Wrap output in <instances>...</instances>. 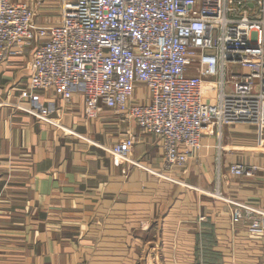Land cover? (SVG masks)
Wrapping results in <instances>:
<instances>
[{"label": "crops", "instance_id": "0c3cea01", "mask_svg": "<svg viewBox=\"0 0 264 264\" xmlns=\"http://www.w3.org/2000/svg\"><path fill=\"white\" fill-rule=\"evenodd\" d=\"M31 53L0 66V264H264V234L231 218L235 203L264 213L255 126H226L167 170L158 138L103 105L88 119L82 95L46 96L47 118L31 112L20 98ZM130 136L136 165L118 167L109 151ZM234 164L258 172L236 178Z\"/></svg>", "mask_w": 264, "mask_h": 264}, {"label": "built area", "instance_id": "2783aa9c", "mask_svg": "<svg viewBox=\"0 0 264 264\" xmlns=\"http://www.w3.org/2000/svg\"><path fill=\"white\" fill-rule=\"evenodd\" d=\"M30 51L20 98L31 112L47 118L46 96L69 105L82 95L88 119L103 105L158 138L167 170L184 169L202 139L226 126L251 124L263 142L264 0H63L53 26L0 0V66ZM135 146L133 136L114 145V164L136 165ZM257 172L230 167L236 178ZM253 214L248 230L263 235L264 213L251 206L232 210V222Z\"/></svg>", "mask_w": 264, "mask_h": 264}, {"label": "rangeland", "instance_id": "374dc122", "mask_svg": "<svg viewBox=\"0 0 264 264\" xmlns=\"http://www.w3.org/2000/svg\"><path fill=\"white\" fill-rule=\"evenodd\" d=\"M21 1L24 3H28L30 6H33L34 8H36V5L38 6V9L34 10L36 11L37 14L36 17L37 21L38 19L41 22H44L45 20H49L55 25L60 22V17H61L60 15L62 14V9H63V0H21ZM147 96H149V94L148 91L146 90L144 93V97ZM242 205H246V204L235 203L234 209ZM231 216H232V212H231ZM256 218L257 217H255V215L253 214L251 216H246L244 221L253 222ZM252 234L258 235L256 232H253Z\"/></svg>", "mask_w": 264, "mask_h": 264}]
</instances>
